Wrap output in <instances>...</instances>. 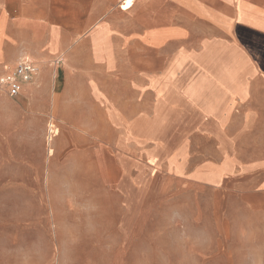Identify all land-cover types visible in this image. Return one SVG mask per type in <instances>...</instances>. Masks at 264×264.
Returning <instances> with one entry per match:
<instances>
[{
	"label": "crops",
	"instance_id": "crops-1",
	"mask_svg": "<svg viewBox=\"0 0 264 264\" xmlns=\"http://www.w3.org/2000/svg\"><path fill=\"white\" fill-rule=\"evenodd\" d=\"M23 60L57 246L122 252L163 201L199 261L264 264V0H0V76Z\"/></svg>",
	"mask_w": 264,
	"mask_h": 264
},
{
	"label": "rangeland",
	"instance_id": "rangeland-1",
	"mask_svg": "<svg viewBox=\"0 0 264 264\" xmlns=\"http://www.w3.org/2000/svg\"><path fill=\"white\" fill-rule=\"evenodd\" d=\"M19 109L13 99L0 97V264H214L198 260L194 246L185 238L183 220L179 222L180 215L170 213L163 201L153 212L145 207L142 240L119 248L122 252L108 254L103 247L80 246L75 252L77 261L70 247L57 246L49 208L70 205L72 210L73 206L64 204L58 193H45V183L36 180L38 166L33 165L53 156L48 138L54 134H49L47 126L42 141L39 133H24L18 124L21 119L15 116ZM146 224L149 230L145 231ZM64 249L73 254L66 255L72 261L63 260ZM86 253L88 260L80 261Z\"/></svg>",
	"mask_w": 264,
	"mask_h": 264
},
{
	"label": "built area",
	"instance_id": "built-area-1",
	"mask_svg": "<svg viewBox=\"0 0 264 264\" xmlns=\"http://www.w3.org/2000/svg\"><path fill=\"white\" fill-rule=\"evenodd\" d=\"M36 75L37 68L32 62L28 60L19 62L12 72L0 76V94L10 99H16L20 95L21 84L31 82ZM49 129H51L49 134H54L53 126L49 127ZM53 137L49 136L48 142Z\"/></svg>",
	"mask_w": 264,
	"mask_h": 264
},
{
	"label": "bare ground",
	"instance_id": "bare-ground-1",
	"mask_svg": "<svg viewBox=\"0 0 264 264\" xmlns=\"http://www.w3.org/2000/svg\"><path fill=\"white\" fill-rule=\"evenodd\" d=\"M51 153H50V151H49V155H50Z\"/></svg>",
	"mask_w": 264,
	"mask_h": 264
}]
</instances>
